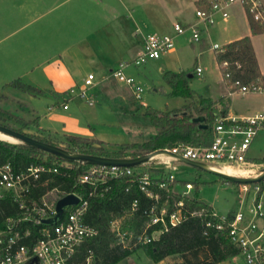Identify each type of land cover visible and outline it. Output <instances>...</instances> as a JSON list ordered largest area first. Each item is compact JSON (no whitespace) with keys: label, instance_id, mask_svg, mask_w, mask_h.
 <instances>
[{"label":"built area","instance_id":"built-area-1","mask_svg":"<svg viewBox=\"0 0 264 264\" xmlns=\"http://www.w3.org/2000/svg\"><path fill=\"white\" fill-rule=\"evenodd\" d=\"M241 5L246 13L264 27V0H209L207 9L198 8V21L189 26L175 23V34L149 33L144 37L143 45L131 62H122L113 70V75L123 83L128 84L138 100H142L143 87L137 83L135 77L125 72L129 65L140 67L151 60L159 59L177 48V37L189 33V40L201 42L204 35L217 23L220 15L224 21L230 18V10L234 5ZM223 45L212 44L213 50H223ZM226 70L225 81L231 91L241 94L251 92L264 93L263 83L244 84L240 79L228 83L226 78L231 76L230 62L224 61ZM203 68L196 67L195 73L201 75ZM264 77V75H263ZM95 74L90 73L85 79L84 88H71L64 97V108H68L67 101L73 98L85 100L88 104L95 103L94 97L88 95L87 90L94 85ZM214 138L207 146H193L179 143L168 149L172 154L182 158L203 162L213 168L232 169L241 176H255L259 173L258 164L249 158V150L258 134L264 130V112L244 118L217 117L214 124ZM173 157H157L135 167L116 165H94L88 167L80 175L79 181L86 184V192H62L53 203L42 199L32 198L31 191L34 183L45 173H58L60 166L35 163L26 168L16 169L11 162L0 163V197L11 195L20 205L22 214L10 216L0 226V264H73L78 248L88 239L99 234V229L86 221V214L90 200L106 195L110 190V181L126 177L129 191L136 185L146 196L154 200L146 211L149 221L141 236L136 239L131 224L126 222V215L111 220L110 230L117 241L131 250L137 244L145 245L154 240L156 233L167 231L183 222L189 212L185 209L183 200L175 203L169 212L168 202L159 206L160 193L158 190L169 191L170 184L176 178L179 166ZM65 167H69L66 165ZM188 190L192 184L187 183ZM239 195L251 192L249 184H239ZM256 197L249 209L248 217L242 209L229 214H219L214 208L193 211L191 215H205L204 235L209 236L212 231L224 235L238 249V253L229 261L231 264H264V211L261 196L262 186H254ZM56 190V189H54ZM264 193V187H263ZM68 194H75L79 198L77 204L66 207L61 220L54 224L45 220L57 215V201ZM181 194V193H180ZM182 196H187L181 194ZM138 208V201L132 204L131 214ZM161 223L160 231L150 234L148 229ZM90 258L88 259V264Z\"/></svg>","mask_w":264,"mask_h":264},{"label":"crops","instance_id":"crops-1","mask_svg":"<svg viewBox=\"0 0 264 264\" xmlns=\"http://www.w3.org/2000/svg\"><path fill=\"white\" fill-rule=\"evenodd\" d=\"M201 1L0 0V90L11 88L14 83L17 87L35 88L30 91L36 107L41 98H48V109L57 108L49 118L58 127L45 130L95 139L91 126L93 118L84 109L87 103L73 98L67 101L68 108H64L68 91L84 88L86 77L94 73V85L87 90L91 91L89 95L108 98L109 94H116L106 83L115 78L113 70L120 63L134 59L147 34H175V23L189 26L197 22L196 11ZM230 23L232 26L227 25ZM220 33H224L223 46L250 36L264 75V33H252L248 15L241 5L231 8L228 21L218 15L217 23L204 39V43L211 44L209 51L215 58L216 50L211 46L219 44L213 38ZM180 38L177 37L178 45ZM148 63L163 74L168 70L187 72L183 55L177 49ZM217 65L221 69L218 61ZM132 66L125 70L130 75H133ZM198 66H201L199 62L191 77L197 75ZM200 97L215 103L217 117L244 118L264 112V93L231 91L222 71L220 81L209 84L206 95ZM256 139L249 150V158L262 163L264 158L253 155Z\"/></svg>","mask_w":264,"mask_h":264},{"label":"trees","instance_id":"trees-1","mask_svg":"<svg viewBox=\"0 0 264 264\" xmlns=\"http://www.w3.org/2000/svg\"><path fill=\"white\" fill-rule=\"evenodd\" d=\"M208 7V0L199 2V8L207 9ZM247 15L252 33H264V27L251 14L247 13ZM216 58L223 76L226 73L223 62H230L231 76L226 78L228 83L240 79L244 84L253 82L264 84V77L250 36L224 45L223 50H216ZM192 73L193 71L175 72L171 70L164 72L163 78L172 88L171 96H180L186 99L195 97V91L190 85ZM27 87L29 90L35 89ZM22 88L24 87L22 86ZM214 104L212 100L200 97L198 101H192L178 110L162 112L149 107L145 114L158 129V133L145 143L122 145L117 150H109L102 145L101 141L81 135L65 134V138H59L51 134L40 136L25 133L22 129L29 127L31 123L23 118H18L23 127L17 130L38 140L62 146L77 153L120 158L139 157L159 148H171L178 143L193 146L209 145L214 138L213 129L217 118ZM3 114L9 115V112L0 110V124H2ZM196 116H205L209 128L201 129L198 123L192 122V118ZM57 160L64 159L24 143L10 144L0 140V163L11 162L16 169L26 168L35 163L59 165ZM70 164V167L60 166L58 173L43 174L42 178L32 185L34 186L31 191L32 198L40 200L47 192L54 189L61 193L79 191L85 194L87 185L80 183L79 177L92 164L78 161H73ZM109 183L111 188L105 196L90 200L85 217L89 224L99 229V234L88 239L78 248L73 264H88L89 258V264H119L137 251L141 245L137 244L132 250L125 248L111 232L110 223L115 217L129 215L130 224L135 231V238L138 239L149 221L146 211L152 206L154 200L146 196L136 185L127 191L126 177L113 179ZM178 184H184V182L175 180L170 184L169 191L158 190L160 193L158 204L162 206L168 202L170 212L174 209L177 201L183 200L189 216L177 226L161 232L152 242L144 245L148 258L151 261L160 262L168 257L180 256L184 259V264H221L231 259L238 253V249L228 238L214 231L208 237L204 235L205 221L209 217L190 214L193 211L213 208L199 197V187L196 186L194 196H182L180 193L173 192V187ZM259 184L262 186L259 193L261 196L264 181ZM135 200L138 201V208L131 214L132 204ZM19 214H22L20 205L10 194L4 198L0 197V226L8 217ZM162 228V224L158 223L151 226L148 232L152 234ZM201 252L204 253V257L196 260L188 258L189 254L198 257Z\"/></svg>","mask_w":264,"mask_h":264},{"label":"rangeland","instance_id":"rangeland-1","mask_svg":"<svg viewBox=\"0 0 264 264\" xmlns=\"http://www.w3.org/2000/svg\"><path fill=\"white\" fill-rule=\"evenodd\" d=\"M243 20L245 22L244 17ZM231 24L232 23L227 25ZM241 26L243 27L244 24ZM189 35L188 33L181 36L180 45L177 44L176 49L179 54L183 55L184 62L186 63L185 67L183 66L184 70L187 72L193 71L197 62H199L203 68L202 75L191 77L190 85L196 93L193 99L171 96L170 93L172 92V88L165 82L163 73L157 68L151 67L149 63L139 68L132 66L130 70L137 83L144 89L142 100L136 98L131 86L118 81V79L116 80V77L106 82L112 87L116 94H109L107 96L108 98L94 96L95 103L92 106L81 99V101L87 103L84 109H86L90 117L93 118L91 126L96 136L95 139L101 141L104 147L109 150H117L122 145L145 143L153 135L158 133V129L145 114L147 108L150 107L162 112L178 110L180 107L184 106V104H189L199 99L201 95H206L209 84H216L217 81H220L221 69H219L217 65L214 53L209 51V45L211 44L204 43V39L207 35H204L202 41L198 43L189 41ZM223 35L224 33L222 35L221 33L217 34L214 36L213 41H218L219 44L222 45L224 42ZM12 85L13 87L11 86V88L5 87L0 90V110H2V112H9V115L3 114L2 124L8 125L16 130L22 129L23 125L18 121V118H23L31 123L29 127H24L22 129L25 133L40 136L51 134L59 138H65L63 134L45 130L58 127V125L49 118L52 114H55L54 112H57V108L48 109L50 103L48 98H41V100L38 101L39 107H36L35 100L32 97L33 93L29 89L17 87V83ZM87 93L89 95L91 91ZM41 127L42 129H40ZM256 138L253 155L254 157L256 156V158L262 157L263 159L264 131H261ZM0 140L10 144H19L18 140L12 137L4 139L3 136L0 135ZM263 162L264 161H262V163ZM57 163L59 165L71 166V162L67 160H57ZM256 163L258 164V171L264 168V163L262 164L261 161H257ZM176 164L179 166V170L176 171V180L184 182V184L174 186V193H181L192 197L195 194L196 186H198L200 193L199 197L213 206L219 214H229L230 212L242 209L248 217L251 216L248 211L252 207L254 198L256 197L254 186H256L257 183L249 184L252 188L251 192L247 195L243 194L240 196L238 183L222 179L220 176L200 168L187 166L183 163ZM187 183L192 184V189H187ZM61 195L62 193L60 191L52 190L45 196L44 200L53 203ZM261 202L264 211V193L261 195ZM166 205H168V203ZM167 207H169V205ZM125 218L126 222L130 224V216L126 215ZM159 234L160 233H156L155 237H158ZM204 256V253L201 252L198 257L189 254L188 258L196 260ZM119 264H184V259L180 256H176L168 257L161 262H154L148 258L145 246L140 245L137 251L133 252L126 260ZM224 264H231V262L227 260Z\"/></svg>","mask_w":264,"mask_h":264},{"label":"water","instance_id":"water-1","mask_svg":"<svg viewBox=\"0 0 264 264\" xmlns=\"http://www.w3.org/2000/svg\"><path fill=\"white\" fill-rule=\"evenodd\" d=\"M192 122L198 123L199 128L201 129L209 128V125L206 123L205 116L193 117ZM0 132L18 140L19 143H24L33 146L37 149L43 150L49 154H53L61 159L71 162L78 161V162H88L94 165H116V166L135 167L142 165L144 163H148L150 161H156L157 158L154 157V154L164 153L166 154V156L175 158L177 160L176 163H183L187 166L200 168L208 172H212L220 177H223L227 180H230L238 184H255L264 180V168H262L259 171V173L255 176H241L238 174H229L226 173L225 170L222 168H213L203 162L185 159L178 155L172 154L166 148H159L155 151L146 153L139 157H127V158L105 157V156H97L93 154H82V153L73 152L62 146H58L38 140L23 132H20L18 130H15L11 127L2 124H0ZM221 170L224 172H222ZM78 202H79V198L75 194H68L61 197L56 203L57 215L54 218L45 220V222L50 224H54L58 222L59 220L62 219L65 208L77 204Z\"/></svg>","mask_w":264,"mask_h":264},{"label":"bare ground","instance_id":"bare-ground-1","mask_svg":"<svg viewBox=\"0 0 264 264\" xmlns=\"http://www.w3.org/2000/svg\"><path fill=\"white\" fill-rule=\"evenodd\" d=\"M0 135L3 136L4 139L10 138V137H8V135H5V134H3V133H1V132H0ZM165 156H166V154H164V153H161V154H159V153H158V154H154V157H155V158H157V157H165ZM221 171H222V170H221ZM222 172H224V171H222ZM225 172H226V173H229V174H235V171L232 170V169H226Z\"/></svg>","mask_w":264,"mask_h":264}]
</instances>
